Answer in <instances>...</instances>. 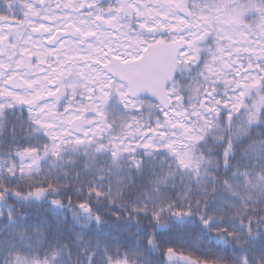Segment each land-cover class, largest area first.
I'll return each mask as SVG.
<instances>
[{
  "label": "snow or ice",
  "instance_id": "obj_1",
  "mask_svg": "<svg viewBox=\"0 0 264 264\" xmlns=\"http://www.w3.org/2000/svg\"><path fill=\"white\" fill-rule=\"evenodd\" d=\"M0 264H264V0H0Z\"/></svg>",
  "mask_w": 264,
  "mask_h": 264
}]
</instances>
